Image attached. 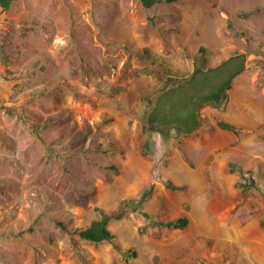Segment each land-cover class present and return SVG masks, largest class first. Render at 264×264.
Masks as SVG:
<instances>
[{
    "label": "rangeland",
    "instance_id": "rangeland-1",
    "mask_svg": "<svg viewBox=\"0 0 264 264\" xmlns=\"http://www.w3.org/2000/svg\"><path fill=\"white\" fill-rule=\"evenodd\" d=\"M0 8V264H264V0ZM237 58L243 70L194 107L190 132L174 86ZM168 89L163 111L181 124L147 127ZM103 215L113 242L75 232Z\"/></svg>",
    "mask_w": 264,
    "mask_h": 264
},
{
    "label": "trees",
    "instance_id": "trees-1",
    "mask_svg": "<svg viewBox=\"0 0 264 264\" xmlns=\"http://www.w3.org/2000/svg\"><path fill=\"white\" fill-rule=\"evenodd\" d=\"M13 0H0V6L7 10L9 9L11 3ZM177 0H141V2L143 3V5L146 8H151L157 4H171L176 2ZM201 52L204 54L205 50L204 48H201ZM3 60L5 61L6 64V59ZM234 62V63H233ZM224 67H221L219 69H225L226 73L225 74H220V75H216L213 72L218 70V68L215 69H204V70H197V73L195 75H193V77L187 81L188 84L186 85H180L175 87L174 86V93L173 94V99H175L176 95H180V96H187L189 97V104H188V111H190L192 113V117L189 118V123L187 126H189V130L190 132L195 130L198 126H199V122L195 116V110L194 107H196L200 102L206 101V100H214L215 99V95L220 92V94H222L223 92H225V90H228L232 87V81L234 79V77L236 75H238L244 68L243 66V62H241L239 60V58L237 59H230L228 61H226ZM226 75V76H225ZM221 81L222 84L219 85L218 82ZM196 82V84H195ZM194 83V88L188 86L189 84H193ZM207 83L210 84V87L212 86V90L207 93L206 95H200L201 92V87L205 86ZM215 84V85H214ZM217 84V86H216ZM193 86V85H192ZM216 86V87H215ZM221 86V87H220ZM172 88V87H171ZM179 90V92H178ZM223 90V91H222ZM168 92L165 94L162 93L161 95H159L158 99H157V107L158 109H155V111L150 115V119H149V124L147 127H150V121L154 118H158L159 121L162 122H168L170 124H175V123H180L177 119L176 120H172L171 118H168L166 115L168 113H164L163 110H165V108H169L171 106L167 105H162V103L164 102V97L168 94L171 93L172 89H168ZM222 91V92H221ZM227 94L225 96H222L221 98V103H224L227 100ZM166 101V100H165ZM167 103H172V100H168L166 101ZM165 103V102H164ZM7 110L12 112L13 111L7 107ZM181 124V123H180ZM218 125L220 128L225 129V130H232L235 133L239 132V128L236 127L235 125H233L232 123L226 121V120H219L218 121ZM167 186L171 189H185L186 185H177L175 183L172 182H168ZM109 220L110 218L103 215L102 219L100 220H96L94 221L91 226L85 230H76L75 232L78 233L82 238L87 239L89 241L92 242H102V241H109V242H113L115 235L114 233L110 230L108 224H109ZM189 224V218L188 217H182L179 219H172L169 220L167 222H162L160 223L161 226H165V227H169V228H185L187 227ZM60 225H63L62 223H60ZM123 254H125V257L128 259L127 255H136L135 252L128 250L126 252H122Z\"/></svg>",
    "mask_w": 264,
    "mask_h": 264
},
{
    "label": "crops",
    "instance_id": "crops-1",
    "mask_svg": "<svg viewBox=\"0 0 264 264\" xmlns=\"http://www.w3.org/2000/svg\"><path fill=\"white\" fill-rule=\"evenodd\" d=\"M0 12H2L1 8H0ZM1 27H3L2 24H0V31H1ZM2 51L3 49L1 47V40H0V99L4 98V93H6L3 87L5 86V75H6L7 64H5V61H3Z\"/></svg>",
    "mask_w": 264,
    "mask_h": 264
},
{
    "label": "water",
    "instance_id": "water-1",
    "mask_svg": "<svg viewBox=\"0 0 264 264\" xmlns=\"http://www.w3.org/2000/svg\"><path fill=\"white\" fill-rule=\"evenodd\" d=\"M200 109H201V107L198 108V114H199Z\"/></svg>",
    "mask_w": 264,
    "mask_h": 264
}]
</instances>
